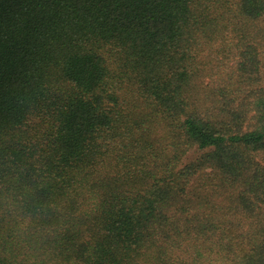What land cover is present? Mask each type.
<instances>
[{
  "label": "trees",
  "instance_id": "16d2710c",
  "mask_svg": "<svg viewBox=\"0 0 264 264\" xmlns=\"http://www.w3.org/2000/svg\"><path fill=\"white\" fill-rule=\"evenodd\" d=\"M0 264H264V0H0Z\"/></svg>",
  "mask_w": 264,
  "mask_h": 264
}]
</instances>
